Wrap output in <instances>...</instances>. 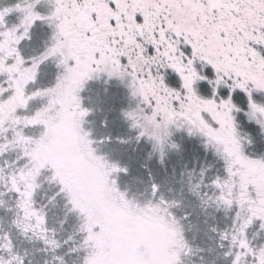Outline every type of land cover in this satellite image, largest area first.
Returning a JSON list of instances; mask_svg holds the SVG:
<instances>
[{"label":"snow or ice","instance_id":"6c2138e0","mask_svg":"<svg viewBox=\"0 0 264 264\" xmlns=\"http://www.w3.org/2000/svg\"><path fill=\"white\" fill-rule=\"evenodd\" d=\"M0 264H264V0H0Z\"/></svg>","mask_w":264,"mask_h":264}]
</instances>
